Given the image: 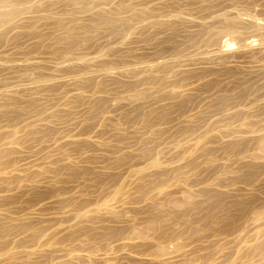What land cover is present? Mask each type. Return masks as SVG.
<instances>
[{"label": "rangeland", "instance_id": "1", "mask_svg": "<svg viewBox=\"0 0 264 264\" xmlns=\"http://www.w3.org/2000/svg\"><path fill=\"white\" fill-rule=\"evenodd\" d=\"M0 2V264H264V0Z\"/></svg>", "mask_w": 264, "mask_h": 264}, {"label": "bare ground", "instance_id": "2", "mask_svg": "<svg viewBox=\"0 0 264 264\" xmlns=\"http://www.w3.org/2000/svg\"><path fill=\"white\" fill-rule=\"evenodd\" d=\"M1 1V0H0ZM15 1V0H14ZM28 1V0H27ZM71 2H74V3H72L73 5L74 4H76L77 2H81L82 3V5H83V7H86V6H88V4H87V2L85 3L84 2V0H70ZM90 1V0H89ZM31 2V1H30ZM76 2V3H75ZM6 3H7V1H6ZM15 3V2H14ZM16 3H18V2H16ZM67 3V2H66ZM97 3V2H96ZM0 4H1V2H0ZM2 5V4H1ZM1 5H0V7H1ZM10 5V4H9ZM13 5V4H12ZM15 5V4H14ZM68 5V4H67ZM91 5V4H90ZM6 6V5H5ZM79 6V5H78ZM99 6V5H98ZM17 7H19V6H16V8H14L13 7V10L11 11V12H7V14H1L0 13V21L1 20H10V19H12L13 17L14 18H16L15 17V15L17 16V14H19V8H17ZM82 7V8H83ZM81 8V9H82ZM95 8V7H94ZM3 9V8H2ZM29 9V8H28ZM77 9V8H76ZM84 9V8H83ZM73 11V10H72ZM86 12V11H85ZM23 13V12H22ZM26 13V12H25ZM71 13V12H70ZM67 14V13H66ZM109 15V14H108ZM112 15V14H111ZM136 16V15H135ZM13 18V19H14ZM94 18V17H93ZM75 19V18H74ZM110 19V17L109 16H107V14L104 12V11H102V12H99V14L97 15V17H96V19H95V21L93 22V24H90L89 26H84V28H85V31L86 32H88L89 30H90V28H92L93 26H96V25H98V24H105L104 22H106V23H109L108 21H110L109 20ZM73 20V19H72ZM93 21V20H92ZM91 21V22H92ZM114 21V20H113ZM117 21V20H116ZM4 22V21H3ZM72 22V21H71ZM90 22V23H91ZM111 22V21H110ZM113 22H111V24H112ZM64 25V24H63ZM66 26V25H65ZM61 27V26H60ZM83 28V27H82ZM99 28V27H98ZM93 29V28H92ZM115 29V28H114ZM70 31V30H69ZM84 32V31H83ZM82 32V33H83ZM73 34V33H72ZM71 35V34H70ZM75 35V34H74ZM67 36V35H66ZM72 37V38H71ZM75 37H77V36H75ZM75 37H73V36H70V41H71V44L73 45L72 47H74V46H76L75 44H76V39L77 38H75ZM69 38V37H68ZM60 40H61V38H60ZM59 40V41H60ZM235 45V43H229L227 46H229V47H233ZM91 57V56H90ZM141 68V67H140ZM104 73V72H103ZM21 81V80H20ZM48 81V80H47ZM263 149H264V147H263ZM31 215H33V214H31ZM28 218V217H27ZM108 253V252H107ZM169 253V252H168ZM167 253V254H168ZM170 253H172V251L170 252ZM108 255V254H107ZM174 259V258H173ZM108 262V261H107Z\"/></svg>", "mask_w": 264, "mask_h": 264}]
</instances>
